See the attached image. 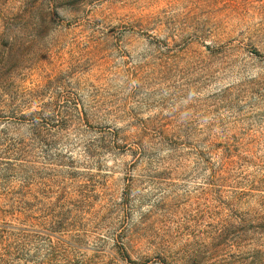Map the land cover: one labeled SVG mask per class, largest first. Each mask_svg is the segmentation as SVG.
Listing matches in <instances>:
<instances>
[{"label": "rangeland", "instance_id": "1", "mask_svg": "<svg viewBox=\"0 0 264 264\" xmlns=\"http://www.w3.org/2000/svg\"><path fill=\"white\" fill-rule=\"evenodd\" d=\"M8 246L264 264V0H0Z\"/></svg>", "mask_w": 264, "mask_h": 264}, {"label": "trees", "instance_id": "2", "mask_svg": "<svg viewBox=\"0 0 264 264\" xmlns=\"http://www.w3.org/2000/svg\"><path fill=\"white\" fill-rule=\"evenodd\" d=\"M18 243V242H17ZM8 250H6V252L5 253H3L2 255H1V257H0V264H8L9 263V258L11 257V256H13L14 255V253L12 252V251H10V249H12V247L11 246H8ZM16 248H15V246H14V250H15ZM17 252H21L20 251V249H19V247H18V249H17ZM15 255H18L17 253H15ZM19 256H21V254L20 255H18V260L19 261H22L23 260V258L22 257H19ZM68 259H67V256H66V258H65V261H67ZM23 264H35V263H33L32 261H30V260H24V263ZM67 264H78V262H75V263H72L71 261H68V263Z\"/></svg>", "mask_w": 264, "mask_h": 264}]
</instances>
